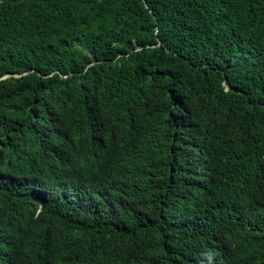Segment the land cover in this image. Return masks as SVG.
I'll return each mask as SVG.
<instances>
[{"label":"trees","instance_id":"1","mask_svg":"<svg viewBox=\"0 0 264 264\" xmlns=\"http://www.w3.org/2000/svg\"><path fill=\"white\" fill-rule=\"evenodd\" d=\"M0 264H264V0H0Z\"/></svg>","mask_w":264,"mask_h":264}]
</instances>
